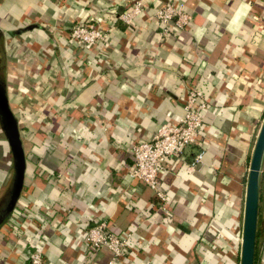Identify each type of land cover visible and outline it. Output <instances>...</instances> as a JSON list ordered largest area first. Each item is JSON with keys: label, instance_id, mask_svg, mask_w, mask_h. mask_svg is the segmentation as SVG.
I'll return each mask as SVG.
<instances>
[{"label": "crops", "instance_id": "crops-1", "mask_svg": "<svg viewBox=\"0 0 264 264\" xmlns=\"http://www.w3.org/2000/svg\"><path fill=\"white\" fill-rule=\"evenodd\" d=\"M133 1L0 0L8 101L27 162L0 228V264H25L37 245L44 264H239L248 169L264 118V0H183L192 24L169 37L154 16L167 0H143L130 26L118 15ZM77 21L111 24L108 45L70 41ZM193 86L209 105L198 135L204 162L188 171L197 146L183 160L167 159L164 214L128 175L131 145L175 123ZM10 166L0 137V201ZM259 206L264 218L263 199ZM101 221L126 238L127 259L86 244L87 228ZM256 264H264V236Z\"/></svg>", "mask_w": 264, "mask_h": 264}, {"label": "built area", "instance_id": "built-area-1", "mask_svg": "<svg viewBox=\"0 0 264 264\" xmlns=\"http://www.w3.org/2000/svg\"><path fill=\"white\" fill-rule=\"evenodd\" d=\"M144 10L143 0H135L126 7L118 17L127 25L134 24V18ZM155 18L159 22L162 37L175 36L191 26L193 13L187 10L183 0H167L157 6ZM108 28L100 24H88L77 21L68 31L70 41L87 47L91 44L109 42ZM108 45V44H107ZM182 115L175 123L161 124L156 133L148 140H138L131 145L133 163L128 167V175L148 187L155 197L153 207L156 211L169 213L170 195L163 189L162 172L168 158L183 160L186 151L198 147L196 153L188 160V171L192 172L203 164L205 149L199 144L198 135L204 126V117L209 110L208 101L197 87L188 88L183 96ZM86 244L95 250L106 247L112 252V260L127 259L126 238L113 233L106 221L92 224L87 228ZM25 264H44L43 249L37 245L27 256Z\"/></svg>", "mask_w": 264, "mask_h": 264}, {"label": "water", "instance_id": "water-1", "mask_svg": "<svg viewBox=\"0 0 264 264\" xmlns=\"http://www.w3.org/2000/svg\"><path fill=\"white\" fill-rule=\"evenodd\" d=\"M29 25L17 32L30 30ZM0 125L6 137L11 156L12 173L0 201V228L13 212L21 195L26 173V155L20 135L18 120L9 104L7 87L0 83ZM264 163V118L260 125L251 154L244 199L243 226L239 264H254L256 230L258 221L260 181Z\"/></svg>", "mask_w": 264, "mask_h": 264}, {"label": "trees", "instance_id": "trees-1", "mask_svg": "<svg viewBox=\"0 0 264 264\" xmlns=\"http://www.w3.org/2000/svg\"><path fill=\"white\" fill-rule=\"evenodd\" d=\"M6 84V82H4ZM264 200V163L263 171L261 174V184H260V193H259V203L261 200ZM264 236V218L261 215V208L259 206L258 211V221H257V230H256V243H255V255H254V264H256V246L257 242L260 241L261 237Z\"/></svg>", "mask_w": 264, "mask_h": 264}, {"label": "rangeland", "instance_id": "rangeland-1", "mask_svg": "<svg viewBox=\"0 0 264 264\" xmlns=\"http://www.w3.org/2000/svg\"><path fill=\"white\" fill-rule=\"evenodd\" d=\"M0 45H1L0 48L2 49L1 55H2V58L5 60V59H6V56H5V53H4V45H3V44H0ZM12 91H13V90L11 89V92H12ZM12 93H13V92H12ZM11 107H12V109L15 108V107H13L12 105H11ZM0 137H2V139L5 140V143H6V149H7V152H8V157H10V159H11V166H10V170H11V172H10V173H12V156H11V152H10V149H9L8 143H7V141H6V137H5L4 132H3L2 128H1V125H0ZM10 177H11V174H10ZM10 177H9V178H10ZM9 181H10V179H9ZM8 184H9V182H8ZM5 189H6V187H5ZM2 190H3V188H2ZM3 191H4V190H3ZM3 191H0V194H1V192L3 193ZM239 262H240V255H239Z\"/></svg>", "mask_w": 264, "mask_h": 264}, {"label": "flooded vegetation", "instance_id": "flooded-vegetation-1", "mask_svg": "<svg viewBox=\"0 0 264 264\" xmlns=\"http://www.w3.org/2000/svg\"><path fill=\"white\" fill-rule=\"evenodd\" d=\"M1 41H2V35L0 33V44H1ZM1 52H2V49L0 48V83H4L6 82V78H5L6 65H5V60L2 58Z\"/></svg>", "mask_w": 264, "mask_h": 264}]
</instances>
